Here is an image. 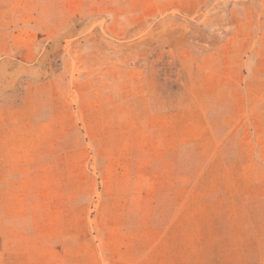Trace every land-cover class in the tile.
I'll return each instance as SVG.
<instances>
[{
	"label": "rangeland",
	"instance_id": "374dc122",
	"mask_svg": "<svg viewBox=\"0 0 264 264\" xmlns=\"http://www.w3.org/2000/svg\"><path fill=\"white\" fill-rule=\"evenodd\" d=\"M0 264H264V0H0Z\"/></svg>",
	"mask_w": 264,
	"mask_h": 264
}]
</instances>
